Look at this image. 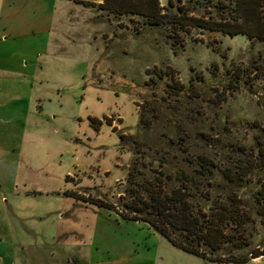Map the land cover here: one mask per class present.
<instances>
[{"label": "rangeland", "instance_id": "1", "mask_svg": "<svg viewBox=\"0 0 264 264\" xmlns=\"http://www.w3.org/2000/svg\"><path fill=\"white\" fill-rule=\"evenodd\" d=\"M172 1L198 16L216 12ZM89 7L72 5L76 36H53L47 47L50 0L20 8V31L26 14L36 20L16 41L28 63L20 69L34 76L32 89L21 77L0 96V130L10 129L0 142L21 149L0 156V178L14 186L4 191L6 217L22 264H264V255L208 260L120 215L136 194L157 183L169 191L185 174L205 211L235 197L240 220L227 222L230 241L217 254L264 249V41Z\"/></svg>", "mask_w": 264, "mask_h": 264}, {"label": "trees", "instance_id": "2", "mask_svg": "<svg viewBox=\"0 0 264 264\" xmlns=\"http://www.w3.org/2000/svg\"><path fill=\"white\" fill-rule=\"evenodd\" d=\"M75 1L101 9L116 18L138 16L143 24L149 26L168 25L175 30L196 27L230 35L243 34L249 40L264 41V0H197L215 9V15L207 16L191 14L189 6L176 5L172 0H166L164 5L160 0H102L99 3ZM102 118L111 125L110 118L105 115ZM88 121L94 130H98L100 118L88 116ZM182 175L184 177L179 179L177 186L171 187L169 191L160 190L157 183L149 190L147 197L136 194L130 202L124 204L127 210L120 212V215L125 219L146 222L171 244L211 261L243 262L250 257L264 255V249H254L243 255L217 254L222 245L230 241V236L225 232L227 222L240 220V214L233 207L235 197L228 195L227 204L218 202L215 206H208L205 211L204 206L190 192V183L194 187L197 185L196 180ZM257 193L264 208V186ZM93 203L112 207L98 199L93 200Z\"/></svg>", "mask_w": 264, "mask_h": 264}, {"label": "crops", "instance_id": "3", "mask_svg": "<svg viewBox=\"0 0 264 264\" xmlns=\"http://www.w3.org/2000/svg\"><path fill=\"white\" fill-rule=\"evenodd\" d=\"M37 1L38 0H0V96L4 94L3 88L18 87L21 77L23 85H28V88L32 89L31 79L34 73H29L25 69H20L21 66L27 67L28 63L27 61L25 63L22 62L23 59L19 56L17 50L18 44L16 41L21 35H29L30 32H34L35 30L36 20L29 14H26L23 19L25 23L23 26L24 29L20 31L21 6L28 7L29 5L36 4ZM89 1L99 3L102 0ZM50 2L51 11L49 22L44 28V31H46L45 47L51 43L53 36H66V33H74L73 35L76 36V24L78 20L72 15V5L81 4L74 0H50ZM89 8L93 7L90 6ZM98 11L103 10L98 9ZM92 36L94 38L97 37V35L94 34ZM17 97V93L14 95L6 94V101L12 102L17 100ZM88 116H93V114H89ZM9 131L10 129L7 131L2 129L0 130V134L3 135V133H9ZM5 140L0 142V156H10V153L19 156L18 154L21 151L20 144L13 147L14 144L10 143V140ZM2 166L3 164L0 162V168H2ZM7 171L9 170L6 167V171L3 170V172ZM11 171L13 170L11 169L10 172ZM13 172L15 174L16 168ZM14 180L13 182H15ZM5 184L9 185L10 182H8L7 179L0 178V264H22L21 258L19 257V249H23L24 246L22 243H19L17 239H13L10 231L11 223L6 217L7 197H5L6 193L4 191L7 189L9 193H13L14 186H12V182L11 187H6Z\"/></svg>", "mask_w": 264, "mask_h": 264}, {"label": "built area", "instance_id": "4", "mask_svg": "<svg viewBox=\"0 0 264 264\" xmlns=\"http://www.w3.org/2000/svg\"><path fill=\"white\" fill-rule=\"evenodd\" d=\"M110 118V120H111V117H109ZM111 125H112V122H111Z\"/></svg>", "mask_w": 264, "mask_h": 264}]
</instances>
